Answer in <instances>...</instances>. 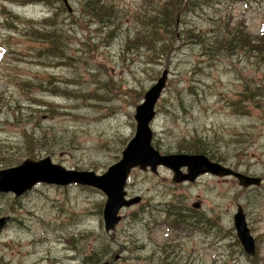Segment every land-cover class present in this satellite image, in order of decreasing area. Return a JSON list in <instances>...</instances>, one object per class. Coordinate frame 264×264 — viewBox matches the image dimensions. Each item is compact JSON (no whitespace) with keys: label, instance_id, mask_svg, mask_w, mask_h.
Instances as JSON below:
<instances>
[{"label":"rangeland","instance_id":"374dc122","mask_svg":"<svg viewBox=\"0 0 264 264\" xmlns=\"http://www.w3.org/2000/svg\"><path fill=\"white\" fill-rule=\"evenodd\" d=\"M165 1L68 0L69 13L61 0H0V172L46 157L105 172L134 135L135 106L167 69L153 146L204 150L260 183L209 173L177 183L166 166L136 167L125 190L140 199L106 232L101 190L38 182L16 195L0 176V218L9 217L0 264H264V0H177L163 12ZM236 28L245 47L230 38ZM237 203L252 257L233 226Z\"/></svg>","mask_w":264,"mask_h":264},{"label":"water","instance_id":"95a60500","mask_svg":"<svg viewBox=\"0 0 264 264\" xmlns=\"http://www.w3.org/2000/svg\"><path fill=\"white\" fill-rule=\"evenodd\" d=\"M62 2L67 11L71 13L68 0H62ZM168 74V70L164 69L152 86L145 91L141 102L135 106L133 116L136 122L134 135L123 148L120 159L111 164L102 174H97L94 171L66 169L58 164L51 163L50 158L46 157L39 160L26 159L16 167L1 171L0 176L6 181L10 179L9 187L11 189L16 187V190L13 189L16 195L30 189L38 182L62 186L75 183L101 190L106 196L102 215L106 232L115 229L116 224L121 220L120 210L122 208L130 206L140 199L139 197L126 198L125 191L128 175L136 167L145 169L148 166L150 170L156 171L157 166H166L172 171V181L177 183L184 181L193 182L201 174L210 173L218 177L232 176L243 187L259 184L260 178L235 171L209 159L205 154H160L152 145L153 131L150 123L155 116V105L166 86ZM182 167H186V172L181 170ZM18 174L19 176H17ZM15 182L18 183L17 186ZM20 186L22 188L18 190ZM193 206L198 208L199 203H193ZM8 219L9 217L0 218V229ZM233 226L244 252L247 255L254 256L256 250L255 242L246 224L240 204H237L236 212L233 215ZM100 264L107 263L102 262Z\"/></svg>","mask_w":264,"mask_h":264},{"label":"trees","instance_id":"16d2710c","mask_svg":"<svg viewBox=\"0 0 264 264\" xmlns=\"http://www.w3.org/2000/svg\"><path fill=\"white\" fill-rule=\"evenodd\" d=\"M30 2H40V1H45V2H53V1H60V0H27ZM177 0H166L163 4H162V9L161 11L165 12V11H170V9L172 8V6H174L176 4ZM86 3V1H85ZM98 6H100L97 3ZM84 7L86 8V5L84 4ZM101 7V6H100ZM89 12L91 13L92 16H94V18H96L97 20L103 19L105 18L104 16H107V12H105V9L100 10L99 8L95 7V6H90L86 8ZM111 9V8H110ZM112 10V9H111ZM160 16L162 15L161 13H159ZM164 15H167L166 13ZM174 14L171 12V16H173ZM175 22V20H174ZM236 36V37H235ZM230 38H234V42L238 45L241 46H246V41L248 38L246 37V33L242 32V30L236 28L232 33H231V37ZM194 40H197L196 38ZM260 42H264V29L261 30L260 33V37H259ZM232 44L231 40H230V45ZM48 48L49 49H54L57 48V44L55 43V41H53V39H50V42L48 44ZM48 48L46 49L48 51ZM242 48V47H241ZM200 148L195 149V152L198 151ZM203 153H206L204 150H202ZM209 157V156H208Z\"/></svg>","mask_w":264,"mask_h":264},{"label":"bare ground","instance_id":"6f19581e","mask_svg":"<svg viewBox=\"0 0 264 264\" xmlns=\"http://www.w3.org/2000/svg\"><path fill=\"white\" fill-rule=\"evenodd\" d=\"M102 215H103V211H102ZM69 259V257H67V260Z\"/></svg>","mask_w":264,"mask_h":264},{"label":"flooded vegetation","instance_id":"af4514ba","mask_svg":"<svg viewBox=\"0 0 264 264\" xmlns=\"http://www.w3.org/2000/svg\"><path fill=\"white\" fill-rule=\"evenodd\" d=\"M199 203V202H198Z\"/></svg>","mask_w":264,"mask_h":264}]
</instances>
